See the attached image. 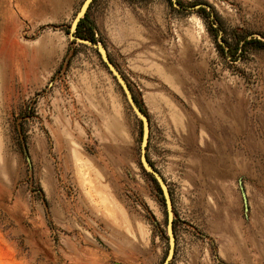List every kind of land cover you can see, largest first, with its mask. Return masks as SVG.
Instances as JSON below:
<instances>
[{
	"label": "rangeland",
	"instance_id": "rangeland-1",
	"mask_svg": "<svg viewBox=\"0 0 264 264\" xmlns=\"http://www.w3.org/2000/svg\"><path fill=\"white\" fill-rule=\"evenodd\" d=\"M84 1L0 0V264L169 251L142 121L98 49L70 37ZM177 2L93 0L87 19L149 119L168 264H264V0Z\"/></svg>",
	"mask_w": 264,
	"mask_h": 264
},
{
	"label": "water",
	"instance_id": "water-1",
	"mask_svg": "<svg viewBox=\"0 0 264 264\" xmlns=\"http://www.w3.org/2000/svg\"><path fill=\"white\" fill-rule=\"evenodd\" d=\"M93 0H85L82 4L80 10L77 12L75 18L73 19L71 25H70V37L72 39H76L80 42L90 44L94 47H96L102 57V60L107 65L111 73L115 76L117 81L119 82L121 88L123 89L125 96L131 105L132 109L135 111V113L138 115V117L141 119L143 124V131H142V145H141V164L143 168L150 173L156 182L158 183L161 193L165 200L166 210H167V233H168V239H169V251L168 254L163 262V264H168L172 258L174 257V247H175V236H174V230H173V223H174V211H173V201L172 196L169 190V187L162 176V174L157 170V168L152 164L150 161L148 154H147V148L149 143V133H150V123L148 116L146 112L142 109L140 104L138 103L129 83L125 79L124 75L120 72L118 67L113 63L111 60L108 51L106 47L101 43L97 41H93L88 38H84L81 36L75 35V32L77 30L78 24L80 20L86 16V13L88 11V8ZM173 3L175 5H179L177 0H173ZM201 6H206L205 4H196L190 8H199ZM242 194L244 197L245 205L248 207V200L246 196V192L244 190V187L242 186Z\"/></svg>",
	"mask_w": 264,
	"mask_h": 264
},
{
	"label": "trees",
	"instance_id": "trees-1",
	"mask_svg": "<svg viewBox=\"0 0 264 264\" xmlns=\"http://www.w3.org/2000/svg\"><path fill=\"white\" fill-rule=\"evenodd\" d=\"M200 9H205V6H201L199 7ZM87 16H88V11L86 13V16L83 17L79 24H78V27H77V30L75 32V34L77 36H81V37H84V38H88V39H91L93 41H97L96 37H95V34H94V30H93V25L88 21L87 19ZM253 41H256L258 42L259 44L263 45L264 44V40H261V39H258V38H255V39H252ZM250 40H248V38L244 39L242 41V44L243 43H247L249 42ZM140 104V103H139ZM141 106V105H140ZM142 107V106H141ZM143 109V108H142ZM150 174V173H149ZM151 175V174H150Z\"/></svg>",
	"mask_w": 264,
	"mask_h": 264
},
{
	"label": "bare ground",
	"instance_id": "bare-ground-1",
	"mask_svg": "<svg viewBox=\"0 0 264 264\" xmlns=\"http://www.w3.org/2000/svg\"><path fill=\"white\" fill-rule=\"evenodd\" d=\"M84 3V2H83ZM80 10V9H79Z\"/></svg>",
	"mask_w": 264,
	"mask_h": 264
}]
</instances>
